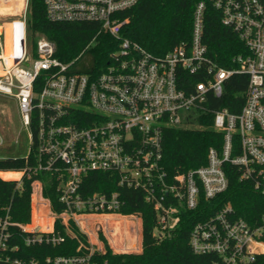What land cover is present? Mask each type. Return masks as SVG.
<instances>
[{
  "label": "built area",
  "instance_id": "built-area-1",
  "mask_svg": "<svg viewBox=\"0 0 264 264\" xmlns=\"http://www.w3.org/2000/svg\"><path fill=\"white\" fill-rule=\"evenodd\" d=\"M141 1L44 0L51 22H94L99 34L114 39L118 47L103 68L79 71L78 63L88 57L94 41L69 63L55 56V44L43 36L36 44L29 39L28 53V0L18 28H11L9 58L0 44V97L17 103L29 139L28 154L16 157L25 160V167L0 170V180L16 184L8 200L0 196V264H99L94 256L106 253L104 238L114 253H140L141 216L121 213L124 202L118 193H80L83 178L92 172L117 175L121 185L144 192L156 212L158 240L172 234L183 210L196 211L203 198L212 201L227 191V164L237 167L241 179L252 181L264 196V0L199 2L190 41L164 55L122 35L127 20L120 13ZM208 7L247 50L234 58L235 71L220 67L209 55L204 42ZM235 72L247 75L249 86L239 113L214 112L213 128L224 136L222 148L209 150L206 165L169 177L162 167L164 132L185 127L199 112L209 113L210 98L223 95ZM42 172L57 176L65 207L60 213L44 196L37 178ZM27 181L30 215L19 221L14 199L24 195ZM71 222L87 236V251L38 258L40 248H55L73 235ZM91 226L103 230L95 233ZM112 231L120 234V242L110 238ZM190 246L196 255L213 257L212 264H255L264 255V215L254 227L226 205L194 225Z\"/></svg>",
  "mask_w": 264,
  "mask_h": 264
},
{
  "label": "trees",
  "instance_id": "trees-1",
  "mask_svg": "<svg viewBox=\"0 0 264 264\" xmlns=\"http://www.w3.org/2000/svg\"><path fill=\"white\" fill-rule=\"evenodd\" d=\"M201 1L204 0H142L131 9L120 13V19L127 20L122 35L155 55H164L175 46L190 41L193 13ZM27 32L34 44L42 36L53 42L56 46L55 56L65 63L73 61L94 41L87 55L90 61L78 63L80 72L105 67L108 54L118 47L110 35L99 34L97 23L51 22L46 14L44 0H28ZM204 42L211 58L220 67L228 70L235 71L237 65L234 58L247 53L244 44L231 29L222 25L219 13L211 7L206 12ZM248 86V76L235 72L225 82L223 95L210 98V103L207 104L209 113L199 112L185 127L164 132L162 167L169 177L206 165L209 150L222 148L224 136L213 128L214 112L227 109L231 113H239L245 104ZM24 167L25 160L22 158L0 159L2 171L20 170ZM225 171L229 180L227 191L212 201L203 198L196 211L183 210L179 225L163 240L154 236L156 212L146 202L143 191L121 185L117 175L89 173L80 186L83 196L118 193L124 202L120 212L138 214L142 218L140 253H114L104 238L106 253L95 254L94 259L99 264H212L213 257L196 255L190 246V234L198 221L214 215L226 205L233 207L237 218L246 220L254 227L259 225L264 215V196L255 189L254 183L242 180L239 169L233 165H225ZM7 175L3 174L4 177ZM37 178L42 180L44 196L50 199L54 211L62 212L65 207L60 202V183L57 176L42 172ZM15 185L14 182L0 180V196L8 200L14 193ZM24 186V195L19 197L16 194L14 199L13 211L19 221H27L30 215V182L27 181ZM70 226L73 235L67 236L65 243L55 248L44 246L40 248L42 253L36 254L37 257L73 256L86 252L87 236L74 222ZM57 228L66 235L60 223ZM255 264H264V255L258 256Z\"/></svg>",
  "mask_w": 264,
  "mask_h": 264
},
{
  "label": "rangeland",
  "instance_id": "rangeland-1",
  "mask_svg": "<svg viewBox=\"0 0 264 264\" xmlns=\"http://www.w3.org/2000/svg\"><path fill=\"white\" fill-rule=\"evenodd\" d=\"M27 0H0V5H20V8H15L9 12H0V24L6 22L3 27H0V31L5 29L4 37V50L5 52L12 47L11 41V27L9 22L18 21L20 18V12L23 4H26ZM15 5V6H16ZM8 22V23H7ZM22 36V33H21ZM27 52H31L30 35L28 34ZM89 57L84 58L82 61L86 62ZM81 61V62H82ZM0 137L4 139V145L0 146V157H24L29 152V139L28 134L22 126L17 103L8 97H0ZM1 140V139H0ZM18 140V144L15 141ZM93 232H102V226H91ZM115 232H111L108 235L116 242H120V234L114 235Z\"/></svg>",
  "mask_w": 264,
  "mask_h": 264
},
{
  "label": "crops",
  "instance_id": "crops-1",
  "mask_svg": "<svg viewBox=\"0 0 264 264\" xmlns=\"http://www.w3.org/2000/svg\"><path fill=\"white\" fill-rule=\"evenodd\" d=\"M15 5H16V4H15ZM15 5H13V4H11V5H7V4H5V5H0V12H1V13H3V12L5 13V12H9V11H11V10H14L15 8H20V7H21V4L18 5V6H17V5L15 6ZM24 6H25V3L23 4V7H22L21 12H20V15H21V13H22V11H23V9H24ZM20 15H19V16H20ZM18 21H19V20H18ZM18 21L16 20L15 22H9V23L12 25V27H13V26H16V28H18V26H19ZM7 23H8V22H7ZM5 24H6V22L0 24V27H3ZM12 27H11V28H12ZM4 33H5V29H3V30L0 31V44H4V43H5ZM11 48H12V47H11ZM0 51H1V49H0ZM10 53H11V49L5 52V56H6V58H9V57H10Z\"/></svg>",
  "mask_w": 264,
  "mask_h": 264
}]
</instances>
